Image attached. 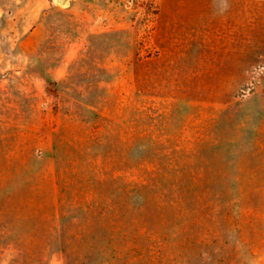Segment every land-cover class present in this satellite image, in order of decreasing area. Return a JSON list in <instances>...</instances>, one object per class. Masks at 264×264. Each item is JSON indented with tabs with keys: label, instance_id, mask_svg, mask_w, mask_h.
Masks as SVG:
<instances>
[{
	"label": "rangeland",
	"instance_id": "rangeland-1",
	"mask_svg": "<svg viewBox=\"0 0 264 264\" xmlns=\"http://www.w3.org/2000/svg\"><path fill=\"white\" fill-rule=\"evenodd\" d=\"M0 264H264V0H0Z\"/></svg>",
	"mask_w": 264,
	"mask_h": 264
},
{
	"label": "water",
	"instance_id": "water-1",
	"mask_svg": "<svg viewBox=\"0 0 264 264\" xmlns=\"http://www.w3.org/2000/svg\"><path fill=\"white\" fill-rule=\"evenodd\" d=\"M65 0H59V2H64Z\"/></svg>",
	"mask_w": 264,
	"mask_h": 264
}]
</instances>
